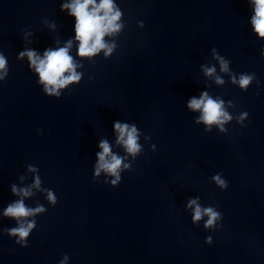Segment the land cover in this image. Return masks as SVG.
Returning <instances> with one entry per match:
<instances>
[{"label": "water", "instance_id": "95a60500", "mask_svg": "<svg viewBox=\"0 0 264 264\" xmlns=\"http://www.w3.org/2000/svg\"><path fill=\"white\" fill-rule=\"evenodd\" d=\"M61 2L0 0L9 65L0 80V213L21 198L12 184L30 186L25 204L44 209L23 247L3 231L16 220L0 214V264H57L63 253L68 264H264V40L251 30L249 0H116L123 26L105 36L113 52L80 57L73 41L83 75L56 97L17 54L43 53L74 35ZM241 72L255 74L246 89L233 80ZM205 90L232 114L226 131H205L199 110L186 107ZM114 119L140 128L135 158L116 143ZM101 138L131 161L116 186L103 171L93 176ZM217 171L224 190L211 180ZM194 196L220 208L221 227L204 228L206 216L192 221L186 204Z\"/></svg>", "mask_w": 264, "mask_h": 264}, {"label": "clouds", "instance_id": "9594fccd", "mask_svg": "<svg viewBox=\"0 0 264 264\" xmlns=\"http://www.w3.org/2000/svg\"><path fill=\"white\" fill-rule=\"evenodd\" d=\"M251 15L249 23L252 32L258 39L264 40V0H249ZM62 11L74 18L72 25L74 35L71 36L62 46L46 47L43 53L36 48H24L18 52V56L27 57L28 67L35 73L36 81L42 86L45 94L56 97L61 96V89L70 84L80 81L83 73L77 69L81 62L76 60L72 54L73 41H76V54L80 57H93L103 50V54L108 56L116 47L114 40L105 39V36L115 35L123 26L120 20L122 10L117 5L116 0H62L59 5ZM141 23H143L141 21ZM57 43H59L57 41ZM213 56L220 64L221 71L229 70V61L221 55L215 46L212 48ZM264 54V50H262ZM206 74H213L216 71L215 65H201ZM9 72L8 59L3 52H0V80H4ZM254 73L241 72L238 80L233 76V80L241 88H247L252 81ZM218 82H222L221 76L215 77ZM186 107L190 110H199L196 117L197 122L205 125V131L211 129L212 125H217L221 130L226 131L225 123L232 118V114L224 107V101L218 97H213L208 92L202 91L199 96L192 95L186 101ZM247 110L240 114L241 117L248 116ZM112 128L116 135V143L121 146L124 153L135 158L141 151L143 145L140 142V128L135 122L128 120L114 119ZM41 128H37L39 133ZM98 151L95 153L96 160L93 165V176L99 175L102 171L105 180L109 185L116 186L122 179V172L131 165V161L112 150V145L107 138L97 141ZM153 148L156 144L153 143ZM29 169L35 171L34 165H29ZM211 180L215 185L224 190L228 186V180L217 171L211 175ZM40 178L37 175L34 185L39 186ZM13 193H20L21 198L8 203L2 210V215L16 220V224L3 229L10 237L15 238V242L20 246L28 244L27 237L36 226L35 214L43 211V206L31 207L26 205L23 196L29 195L31 187H18L11 185ZM48 199L53 204L57 197L53 191H48ZM200 197H189L186 207H191L192 221L197 223L206 216L203 227L215 230L222 226L223 213L220 208L213 204L199 203ZM28 217H32L29 219ZM219 222V223H218ZM210 231L204 237L205 243L211 244L213 236ZM69 255L63 253L57 264H68Z\"/></svg>", "mask_w": 264, "mask_h": 264}]
</instances>
